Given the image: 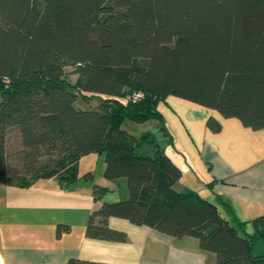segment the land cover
I'll return each instance as SVG.
<instances>
[{
	"label": "trees",
	"instance_id": "obj_1",
	"mask_svg": "<svg viewBox=\"0 0 264 264\" xmlns=\"http://www.w3.org/2000/svg\"><path fill=\"white\" fill-rule=\"evenodd\" d=\"M0 95V183L68 186L91 177L79 176L81 157L103 154V176L125 179L127 199L91 211L85 237L124 241L107 225L117 217L193 237L216 264H264L254 253L264 216L231 224L195 191L177 192L182 169L156 135L121 128L154 120L171 139L157 105L173 96L264 129V0H0ZM206 126L221 130L212 117ZM107 192L92 185L95 202Z\"/></svg>",
	"mask_w": 264,
	"mask_h": 264
},
{
	"label": "crops",
	"instance_id": "obj_2",
	"mask_svg": "<svg viewBox=\"0 0 264 264\" xmlns=\"http://www.w3.org/2000/svg\"><path fill=\"white\" fill-rule=\"evenodd\" d=\"M157 109L172 132L170 147L161 151L183 173L174 189L195 191L231 224L264 216V129L251 130L237 119H223L214 110L173 96ZM210 117L221 124L218 133L207 128ZM83 159L79 176L90 172L82 173ZM90 174L68 186L56 179H41L25 188L0 183V264H65L70 259L96 264H216L215 255L201 251L193 237L175 238L122 218L110 217L107 225L124 233V241L85 237L91 211L108 202L114 184L126 183L123 178L108 180L103 172L104 182L96 183L97 173ZM93 184L109 189L101 201L93 199Z\"/></svg>",
	"mask_w": 264,
	"mask_h": 264
},
{
	"label": "rangeland",
	"instance_id": "obj_3",
	"mask_svg": "<svg viewBox=\"0 0 264 264\" xmlns=\"http://www.w3.org/2000/svg\"><path fill=\"white\" fill-rule=\"evenodd\" d=\"M75 70L76 67L73 65H67L65 66L64 69V74L67 77V79L74 84L76 79H77V75L75 74ZM0 99H1V95H0ZM80 105L82 106V104L80 103ZM89 106L92 108H95L97 106V101L96 100H91L89 103ZM88 108V107H86ZM166 122V121H165ZM167 125V123H166ZM168 126V125H167ZM160 128V124L157 121L151 120L145 123H141V124H136L133 123L131 121L125 120L121 126V128L128 134L132 135V136H136V137H140V136H144L146 134H155L157 137V141L163 149V152H165V146L169 145L170 147V141L167 137L163 136L162 134L158 133L159 132V128ZM169 130V129H168ZM170 132V130H169ZM172 134V132H170ZM169 141V143H168ZM18 143V139L17 136L15 134V136L9 140L8 142V150L11 151L14 148H16V144ZM170 149V148H169ZM165 154V153H164ZM92 155V154H91ZM104 155H100V154H95L93 156L87 155L84 156V159L81 162V166L80 169L83 170L82 173L88 172L90 171L91 173H97L96 175H94L93 180L97 183V182H104L103 178L100 177V173L103 172L104 170ZM89 172V173H90ZM100 180V181H99ZM120 180V179H117ZM126 183L123 182L120 183L118 186V184H114V192H111L109 194H107V201L108 202H112L113 200H124V189L126 188ZM114 202V201H113ZM257 249H263L264 252V246L261 242L257 243ZM255 254H259L258 251L255 249L254 250Z\"/></svg>",
	"mask_w": 264,
	"mask_h": 264
},
{
	"label": "built area",
	"instance_id": "obj_4",
	"mask_svg": "<svg viewBox=\"0 0 264 264\" xmlns=\"http://www.w3.org/2000/svg\"><path fill=\"white\" fill-rule=\"evenodd\" d=\"M143 98V94H141V93H136V94H134V95H132V96H126V98L125 99H127V100H129V101H132V102H136V101H139V100H141Z\"/></svg>",
	"mask_w": 264,
	"mask_h": 264
}]
</instances>
